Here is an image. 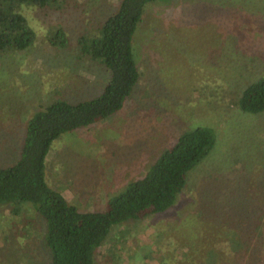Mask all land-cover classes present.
I'll return each instance as SVG.
<instances>
[{
	"label": "rangeland",
	"instance_id": "374dc122",
	"mask_svg": "<svg viewBox=\"0 0 264 264\" xmlns=\"http://www.w3.org/2000/svg\"><path fill=\"white\" fill-rule=\"evenodd\" d=\"M120 1L24 8L37 40L0 57V167L19 161L29 121L42 107L102 93L110 72L82 57L78 39L98 29ZM59 29L69 45L58 51L49 36ZM133 50L140 82L117 114L54 142L47 160L52 188L82 212L104 211L184 132L212 129L217 144L189 173L171 209L116 226L95 264H110L112 253L113 264H173L162 259L183 260L187 252L196 256L192 264H219L224 256L226 264H264V113L237 106L245 88L264 77V0L150 4ZM25 208L20 217L0 208V264L50 261L44 223ZM234 228L247 242L239 254L230 237Z\"/></svg>",
	"mask_w": 264,
	"mask_h": 264
},
{
	"label": "trees",
	"instance_id": "16d2710c",
	"mask_svg": "<svg viewBox=\"0 0 264 264\" xmlns=\"http://www.w3.org/2000/svg\"><path fill=\"white\" fill-rule=\"evenodd\" d=\"M72 0H0V57L24 51L36 43L37 34L23 13L26 7L62 9ZM161 0H121L94 31L78 39L82 57L101 62L110 72L108 84L92 100L71 104L56 100L33 115L27 127L19 161L0 167V208H9L14 217L33 209L44 223V241L50 257L48 264H95L99 249L112 236L114 228L144 220L171 209L194 170L217 144L212 129L198 127L184 132L175 146L164 152L140 179L109 199L104 211L82 212L77 205L52 188L47 179V160L54 142L64 134L88 128L121 111L141 80L142 72L133 50V39L143 22L148 5ZM50 43L58 51L69 41L62 30L51 33ZM248 114L264 113V77L245 88L237 102ZM264 257V221L262 222ZM231 230L234 252L246 245L242 230ZM112 249L116 245L111 241ZM194 246V245H193ZM191 252V248H189ZM107 256L113 264L114 257ZM162 259L173 264H192L196 256L185 253L183 260ZM134 257V255H133ZM175 260V261H173ZM228 259L219 257V264Z\"/></svg>",
	"mask_w": 264,
	"mask_h": 264
}]
</instances>
